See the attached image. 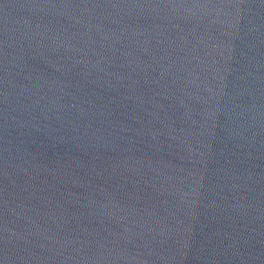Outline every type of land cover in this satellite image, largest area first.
<instances>
[{
	"label": "water",
	"instance_id": "obj_1",
	"mask_svg": "<svg viewBox=\"0 0 264 264\" xmlns=\"http://www.w3.org/2000/svg\"><path fill=\"white\" fill-rule=\"evenodd\" d=\"M0 264H264V0H0Z\"/></svg>",
	"mask_w": 264,
	"mask_h": 264
}]
</instances>
